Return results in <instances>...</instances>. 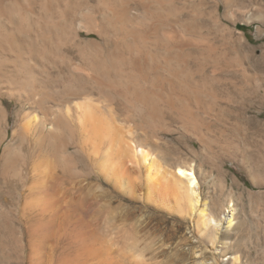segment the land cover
I'll return each instance as SVG.
<instances>
[{
    "label": "bare ground",
    "instance_id": "bare-ground-1",
    "mask_svg": "<svg viewBox=\"0 0 264 264\" xmlns=\"http://www.w3.org/2000/svg\"><path fill=\"white\" fill-rule=\"evenodd\" d=\"M196 2L0 0L3 140L9 139L5 98L18 107L0 173L6 166L27 188L29 173L45 163L37 159L46 153L54 161L66 160L70 141L74 153L92 162L93 171L119 187L138 182L148 201L159 198L170 211L194 216L199 232L216 237L221 228L231 229L234 203L227 201L215 217L202 193L199 166L168 162L157 143L165 111L186 122L197 117L185 105L215 111L216 103L203 96L215 95L212 84L202 85L188 69L196 56L185 47L200 37ZM186 8L191 9L189 19L183 18ZM69 48L78 54L81 70L66 52ZM201 76L206 82L204 72ZM202 128L197 123L186 127L200 146L209 135L200 133ZM237 262L234 258L232 264Z\"/></svg>",
    "mask_w": 264,
    "mask_h": 264
},
{
    "label": "rangeland",
    "instance_id": "rangeland-1",
    "mask_svg": "<svg viewBox=\"0 0 264 264\" xmlns=\"http://www.w3.org/2000/svg\"><path fill=\"white\" fill-rule=\"evenodd\" d=\"M184 11L189 19L191 9ZM196 11L200 37L185 47L196 56L188 69L212 84L214 97L203 96L215 111L185 105L195 122L165 111L157 143L168 162L199 166L215 217L234 203L231 229L216 237L199 232L194 216L170 211L159 198L148 201L138 182L119 187L93 171L69 141L64 162L46 153L45 161L40 151L45 168L29 173L26 189L6 166L0 173V264H264V0H197ZM66 52L81 70L76 51ZM5 103L11 140L18 107ZM191 123L209 132L207 150L186 129ZM0 127L1 164L9 139Z\"/></svg>",
    "mask_w": 264,
    "mask_h": 264
}]
</instances>
